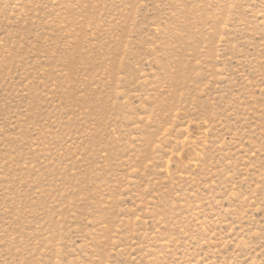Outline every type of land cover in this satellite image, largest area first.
<instances>
[{
    "label": "rangeland",
    "instance_id": "374dc122",
    "mask_svg": "<svg viewBox=\"0 0 264 264\" xmlns=\"http://www.w3.org/2000/svg\"><path fill=\"white\" fill-rule=\"evenodd\" d=\"M0 264H264V0H0Z\"/></svg>",
    "mask_w": 264,
    "mask_h": 264
}]
</instances>
